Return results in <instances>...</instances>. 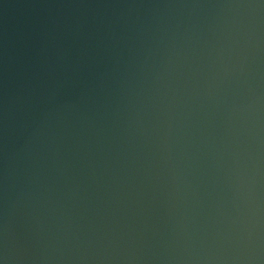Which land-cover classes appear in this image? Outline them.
<instances>
[{"label":"water","instance_id":"95a60500","mask_svg":"<svg viewBox=\"0 0 264 264\" xmlns=\"http://www.w3.org/2000/svg\"><path fill=\"white\" fill-rule=\"evenodd\" d=\"M0 264H264V0H0Z\"/></svg>","mask_w":264,"mask_h":264}]
</instances>
